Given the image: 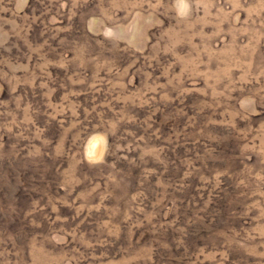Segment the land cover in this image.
<instances>
[{"label":"rangeland","instance_id":"rangeland-1","mask_svg":"<svg viewBox=\"0 0 264 264\" xmlns=\"http://www.w3.org/2000/svg\"><path fill=\"white\" fill-rule=\"evenodd\" d=\"M0 264H264V0H0Z\"/></svg>","mask_w":264,"mask_h":264}]
</instances>
